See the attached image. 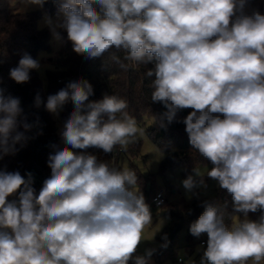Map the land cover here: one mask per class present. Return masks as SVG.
<instances>
[{"label": "clouds", "instance_id": "obj_1", "mask_svg": "<svg viewBox=\"0 0 264 264\" xmlns=\"http://www.w3.org/2000/svg\"><path fill=\"white\" fill-rule=\"evenodd\" d=\"M54 2L55 18L45 15L43 23L56 42H63L61 31L66 32L76 54L96 59L123 51V61L111 59L125 71L155 61L146 76L155 77L151 102L166 109L161 126L172 123L178 111L192 109L182 121L189 143L211 161L206 175L231 194L233 214L243 215L228 226L226 205L204 202L189 229L194 237L207 235L200 264H261L264 14H247V0ZM19 3L27 10L43 8L47 0ZM39 67L25 52L9 76L27 83ZM92 95V85L77 79L48 96L50 113L58 115L69 101L74 110L61 133L65 146L49 155L51 176L38 195L31 173L25 179L18 170H0V264H149L154 250L136 255L152 221L136 172L83 152L90 147L127 151L143 130L126 111L125 99L105 94L90 101ZM42 102L37 94L35 106ZM22 114L20 99L0 89V160L28 140L32 125L18 120ZM195 174L201 177L197 169ZM182 184L191 191L197 181L188 176ZM17 193L19 205L9 200ZM250 212H260L259 218L250 220Z\"/></svg>", "mask_w": 264, "mask_h": 264}, {"label": "trees", "instance_id": "obj_2", "mask_svg": "<svg viewBox=\"0 0 264 264\" xmlns=\"http://www.w3.org/2000/svg\"><path fill=\"white\" fill-rule=\"evenodd\" d=\"M58 5L54 0H47L41 8V12H19L18 7L13 5L10 0H0V89L4 90L5 96L17 97L20 99L23 109L22 117L18 120H25L32 125L30 131L26 133L28 140L23 145L18 144L17 151L13 155L5 156L0 160V170L19 171L27 179V173L32 174V187L36 194H39L43 183L50 178L51 170L48 167V157L55 151L62 148L59 146L56 122L52 118V113L46 110L45 104L51 94L58 93L66 85L77 79L87 80L93 87V95L90 101H98L107 95H117L127 101L126 111L133 117L137 125L145 126L151 120L146 129L149 140L164 155L160 166V173L166 174L176 169H181L185 177L192 176L200 166L213 167L211 161L199 154L189 143V137L185 131L183 119L192 109L178 111L172 123L164 121L165 126H161V114L166 111L160 103L151 102L152 80L147 77L146 72L155 67V61L147 65H137L130 67L127 71L121 69L112 59L113 55L122 61L126 53L112 50L104 56L96 59H85L73 51V45L67 40V33L61 31L64 41L61 42V49L58 56L51 60L52 70L47 73V91L43 89L42 81L36 70L30 71V80L27 83L17 84L9 76L10 69L17 67L18 61L27 52L36 59L41 52H50V31L47 28H38L37 23L41 18L42 12L54 16ZM244 11L251 14L259 11L264 14V0H247ZM124 63H130L124 61ZM39 94L42 103L40 107L35 106V97ZM74 105L69 101L64 106L62 120L68 119ZM20 131H24L21 127ZM141 143L131 145L127 151L119 147L112 153H104L103 150L90 147L83 150L84 154L96 155L98 160L105 161L110 167L123 169L124 164L129 159L130 169L135 171V165L130 158L140 155ZM80 151V150H77ZM117 155L113 161V154ZM129 157V158H128ZM138 185L143 193L145 203L152 205V199L157 190L153 188L151 178L140 176L137 172ZM208 176L201 177L198 181L208 182ZM19 205V193L9 197ZM205 201H215L226 205L225 223L228 226L234 221L236 214H233V200L226 189L219 187L213 199H194L188 207V219L183 221V214H180L179 221L181 227L187 226L188 234L185 237L188 246H193L198 242L197 237L190 233V225L195 222L204 211ZM174 215V214H172ZM242 218L243 215L239 214ZM260 212L249 213L248 218L257 220ZM186 223V224H185ZM177 235L172 236L173 243ZM207 238L201 240V246L206 247ZM202 243H204L202 245ZM174 245V244H173ZM163 252V251H160Z\"/></svg>", "mask_w": 264, "mask_h": 264}, {"label": "rangeland", "instance_id": "obj_3", "mask_svg": "<svg viewBox=\"0 0 264 264\" xmlns=\"http://www.w3.org/2000/svg\"><path fill=\"white\" fill-rule=\"evenodd\" d=\"M10 1L13 5L18 7L19 12H41V8L39 7L30 6L27 10H24V6L19 3V0ZM45 15L48 14L42 12L41 18L37 23L38 28H47L43 23ZM51 17L55 18L54 16ZM50 46V52H41L36 58L40 64L39 69L36 71L42 81L45 92L47 91L48 86L47 73L49 70H52L51 60L58 56L61 49V42H56L53 39L51 32ZM63 112L64 108L58 115L52 114V118L56 122L60 147L65 146L61 133L67 119L62 120ZM150 123L151 120L147 121L145 126L137 125L143 130V135L141 136L138 134L136 142L141 143L140 155L133 159L130 158V160L135 165V170L140 176L145 178L152 177L151 182L147 184V188L149 189V184L152 183L153 188L157 191H162L165 194L167 202L163 208L159 209H155L152 205H149L152 214V221L151 224L146 226L144 230L143 241L138 246L136 255H145L147 250H154L149 259V264H177V259L180 257L183 258L184 264H191L193 261L195 264H200L201 256L206 247L201 246L199 242L201 240H205L207 235L202 234L199 238H197L198 242L196 244L188 246L185 240V237L188 234V228L187 226H183L180 230H178L181 226L179 217L182 213L184 216L183 221L185 222L188 219L187 210L194 199L215 198L218 182L214 179H210L206 183H200L198 181L201 177L207 176V171L210 170L208 166H200L197 168L201 177H197L195 172L193 173L192 176L196 179L197 186L191 191L186 190L183 187L182 182L187 179V177L184 176L181 169H176L166 174L160 173V166L164 155L146 135V129ZM124 168L130 169L129 159L124 164L123 169ZM138 188L140 190L139 185ZM237 215L240 216L239 214H236L233 222L238 219ZM240 218L242 219L241 216ZM173 235H177L174 243L171 241ZM165 237L166 239H164ZM164 245H166V247ZM249 264H251V261H249ZM261 264H264V261H262Z\"/></svg>", "mask_w": 264, "mask_h": 264}, {"label": "built area", "instance_id": "obj_4", "mask_svg": "<svg viewBox=\"0 0 264 264\" xmlns=\"http://www.w3.org/2000/svg\"><path fill=\"white\" fill-rule=\"evenodd\" d=\"M116 155H117V153H116V151H114L113 161L115 160ZM166 202H167V200H166L165 194L162 191H157L155 193V195L153 196V199H152V207L155 209L163 208L164 205L166 204ZM203 244L204 243H202V245ZM177 264H184L183 258H181V257L178 258Z\"/></svg>", "mask_w": 264, "mask_h": 264}]
</instances>
